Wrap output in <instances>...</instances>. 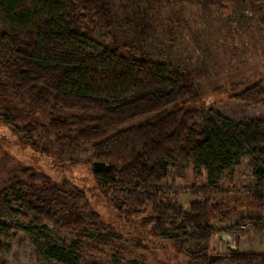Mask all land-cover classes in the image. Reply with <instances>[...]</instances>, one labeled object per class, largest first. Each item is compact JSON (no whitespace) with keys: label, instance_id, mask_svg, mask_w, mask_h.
Here are the masks:
<instances>
[{"label":"rangeland","instance_id":"obj_1","mask_svg":"<svg viewBox=\"0 0 264 264\" xmlns=\"http://www.w3.org/2000/svg\"><path fill=\"white\" fill-rule=\"evenodd\" d=\"M97 13V43L123 56L165 66L169 77L179 76L197 98L205 116L212 120L220 116L234 125L264 122V106L233 101L229 94L234 86L242 90L262 83L264 87V0H111L105 11ZM31 42L21 41L20 48L26 50ZM7 101L15 125L5 124L0 97V191L9 188L12 206L20 215L9 217L5 229L0 227V264H58L42 255L45 245L32 234L28 214L18 200L45 182L29 179L24 173L28 168L65 186L66 191L75 194L76 188L85 193L104 231L90 228L76 235L46 224L50 242L64 247L75 240L96 244L98 238H108V247H97L101 250L97 259L104 264H203L206 254L227 258L235 252L264 253V204L259 207L253 198L252 158H243L217 177L215 188L184 163H175L167 173L157 169L154 175L164 178L152 183L150 192L159 201L180 206L189 214L192 205L200 202L207 208L226 206L230 212L224 222L209 221L215 231L208 241L192 236V229L185 230L186 236L178 233L180 222L174 229L165 227L172 234L165 238L157 232L144 194L135 197L122 182L100 187L93 146L76 141L66 131H52V122L70 124L74 114L55 110L50 91L27 102ZM64 198L73 203L72 198ZM172 237L182 244L176 246ZM188 254L196 257L194 262ZM213 264L232 263L224 258Z\"/></svg>","mask_w":264,"mask_h":264},{"label":"trees","instance_id":"obj_2","mask_svg":"<svg viewBox=\"0 0 264 264\" xmlns=\"http://www.w3.org/2000/svg\"><path fill=\"white\" fill-rule=\"evenodd\" d=\"M109 3L111 0H0V97L5 104L1 115L5 124L14 127L7 99L27 102L44 90L50 91L55 110L74 114L70 124L58 120L50 128L56 134L71 133L76 141L93 146L94 164L102 168L100 172L94 169L100 187L122 182L135 197L144 194L157 232L165 238L172 235L165 227L174 229L180 222L178 233L186 236L185 230L192 229V236L208 241L215 231L209 221L224 222L230 213L226 206L207 208L200 202L192 205V214L185 213L182 207L159 201L150 192L152 183L164 178L154 174L157 169L167 173L180 162L190 165L215 188L217 177L243 158H252L256 178L253 198L262 207L264 122L234 125L220 116L212 120L180 77H169L165 66L123 56L97 43V10L105 11ZM31 40L26 50L20 48L21 41ZM231 91L233 101L264 106L262 83L242 90L234 86ZM24 173L33 182L45 181L36 192L18 199L28 214L29 229L45 245L44 258L58 264H104L97 259L101 252L97 247H108V238L100 237L96 244L75 240L64 247L50 242L46 224L76 235L90 228L104 231L100 215L89 209L85 193L76 188L75 194L66 191L65 186L36 175L30 168ZM8 191H0L3 229L9 217L20 215ZM82 200L85 204L80 206ZM172 238L177 240L176 246L182 244ZM188 257L193 262L196 259L192 254ZM209 258L202 256V263L209 264ZM224 258L232 264H264V253L258 252H235Z\"/></svg>","mask_w":264,"mask_h":264},{"label":"water","instance_id":"obj_3","mask_svg":"<svg viewBox=\"0 0 264 264\" xmlns=\"http://www.w3.org/2000/svg\"><path fill=\"white\" fill-rule=\"evenodd\" d=\"M94 169L96 172L102 171L101 165H98V164H94ZM220 259H221V256H210L209 264H213Z\"/></svg>","mask_w":264,"mask_h":264}]
</instances>
